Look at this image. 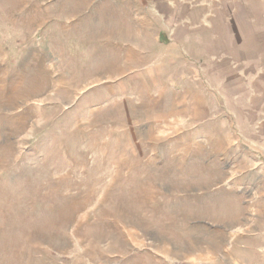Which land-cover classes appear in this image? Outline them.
Returning <instances> with one entry per match:
<instances>
[{
  "label": "rangeland",
  "instance_id": "rangeland-1",
  "mask_svg": "<svg viewBox=\"0 0 264 264\" xmlns=\"http://www.w3.org/2000/svg\"><path fill=\"white\" fill-rule=\"evenodd\" d=\"M0 264H264V0H0Z\"/></svg>",
  "mask_w": 264,
  "mask_h": 264
}]
</instances>
